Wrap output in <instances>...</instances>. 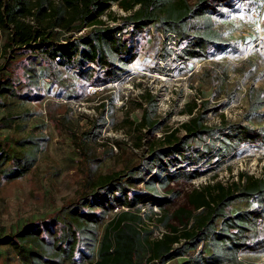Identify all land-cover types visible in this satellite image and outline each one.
Segmentation results:
<instances>
[{
    "label": "trees",
    "instance_id": "obj_1",
    "mask_svg": "<svg viewBox=\"0 0 264 264\" xmlns=\"http://www.w3.org/2000/svg\"><path fill=\"white\" fill-rule=\"evenodd\" d=\"M230 2L0 0V30L6 32L0 71L9 70L20 55L26 60V66L18 69L20 78L0 73V101L5 95H16L21 81L36 92L41 90L37 58L52 71L60 67L76 70L84 79L101 72L99 85L117 82L137 56L138 33L153 24L162 37L181 46L177 60L201 58L210 48L224 45L211 18L219 16ZM113 4L127 14L120 17L121 22L108 25L101 16L107 14L116 22L110 11ZM194 20L200 23L191 28ZM83 29H87L84 34L77 35ZM88 65L93 67L84 70ZM262 93L249 88L250 112L264 107ZM129 102L141 109L138 121H125L139 132L133 143L138 149L143 145L142 131L153 135L164 122L156 113V97L148 89ZM207 103L200 101L198 108L195 101L186 103L181 112L190 118L177 127H164L161 137L148 141V155L142 154L136 164L95 179L86 172L88 193L43 220L16 228L4 243L19 248L22 264H62L64 259L88 264H167L181 258V264H248L239 259L241 253L264 249V240L251 241L249 237L264 223V177L241 172L236 180L208 182L191 188L182 205L167 209L181 194L170 187L172 182L189 183L235 158L240 147L264 144V127L229 122L222 115L219 124L207 125ZM1 121L3 127H9L8 120ZM98 132L92 136L89 130L71 133L72 141L85 146ZM39 140L26 137L18 141L21 157H13L7 144L0 143V165L8 164L1 173L4 180L20 178L34 166ZM85 157L87 169H91L96 159ZM216 177V173L211 175V179ZM239 200L250 201L254 207L231 212ZM146 204L150 209L141 213ZM153 207H158L159 213ZM117 208L122 209L107 218ZM105 220L99 233L98 227ZM160 226L165 231L160 238H153Z\"/></svg>",
    "mask_w": 264,
    "mask_h": 264
},
{
    "label": "rangeland",
    "instance_id": "obj_2",
    "mask_svg": "<svg viewBox=\"0 0 264 264\" xmlns=\"http://www.w3.org/2000/svg\"><path fill=\"white\" fill-rule=\"evenodd\" d=\"M263 6V0H231L223 6L221 14L211 19L214 28L222 34L224 45L212 47L203 57L190 61L177 60L181 46L162 37L157 25L153 24L147 31L138 33V53L126 68V74L117 82L104 85H99L103 81L101 72L84 79L76 70L60 67L52 71L37 58L41 90L36 92L21 81L16 86V95H5L0 101V143L7 144L13 157L22 156L18 141L26 137L40 139L36 162L24 176L4 180L1 173L8 164L0 165V264H22L23 260L19 248L4 243L7 235L26 223L43 220L61 206L88 193L86 172L89 178L95 179L98 175L136 164L142 154L148 155V141L161 137L164 127H177L190 118L189 114L181 112L186 103L195 101L198 108L200 101L208 102L207 125L219 124L222 115L229 122L264 127V107L257 113L247 108L250 87L262 90L264 97ZM256 9H259V16L255 19L252 11ZM110 11L117 20L114 22L107 14L102 15V21L108 25L121 22L120 17L127 14L116 4L110 7ZM199 23V20L192 21L191 28ZM5 36L6 32L0 30V65L5 59L2 53ZM128 37L126 34L125 38ZM166 51L171 52L167 55ZM12 63L9 70L1 69L0 73L20 78L18 69L26 66L24 56L20 55ZM92 67L88 65L84 70ZM145 88L156 97V113L164 124L153 135L142 131L143 145L137 149L133 143L139 132L125 121L127 118L138 121L141 109L134 108L129 101ZM167 114L170 116L166 117ZM2 119L9 121V127H3ZM84 130H89L90 136L99 132L85 146L74 144L71 133L78 135ZM86 155L96 159L91 163V169H87ZM241 172L264 177V144L240 147L235 158L189 183L172 182L170 187L181 194L167 205V209L171 211L182 205L191 188L216 180H236ZM213 173L217 175L215 179H211ZM253 207L250 201L239 200L233 203L230 211L235 213ZM121 209L117 208L115 212ZM148 209L150 205L142 206L141 213L148 212ZM152 210L159 213L158 207ZM113 215L114 212L107 218ZM105 222L99 225V233ZM147 223L152 227L149 221ZM162 231L164 228L160 226L152 237ZM249 237L251 241L264 240V223ZM239 259L248 264H264V249L243 252ZM183 261L181 258L168 264ZM88 263L66 259L62 262Z\"/></svg>",
    "mask_w": 264,
    "mask_h": 264
},
{
    "label": "built area",
    "instance_id": "obj_3",
    "mask_svg": "<svg viewBox=\"0 0 264 264\" xmlns=\"http://www.w3.org/2000/svg\"><path fill=\"white\" fill-rule=\"evenodd\" d=\"M263 1H264V0H263ZM263 7H264V6H263ZM252 16L256 19V18L259 16V9H258V10H257V9H256V10H253V11H252ZM259 38L262 39V36L259 35ZM154 208H156V207H154ZM115 210H117V209H115ZM115 210L113 211L114 213H115ZM111 213H112V212H111ZM164 231H165V230H164ZM164 231H162L161 234H158V236H157V237H154V238H160L161 235H162V233H163Z\"/></svg>",
    "mask_w": 264,
    "mask_h": 264
},
{
    "label": "crops",
    "instance_id": "obj_4",
    "mask_svg": "<svg viewBox=\"0 0 264 264\" xmlns=\"http://www.w3.org/2000/svg\"><path fill=\"white\" fill-rule=\"evenodd\" d=\"M168 264V263H167Z\"/></svg>",
    "mask_w": 264,
    "mask_h": 264
}]
</instances>
